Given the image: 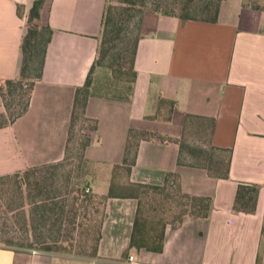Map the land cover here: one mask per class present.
Here are the masks:
<instances>
[{"label": "crops", "instance_id": "1", "mask_svg": "<svg viewBox=\"0 0 264 264\" xmlns=\"http://www.w3.org/2000/svg\"><path fill=\"white\" fill-rule=\"evenodd\" d=\"M34 1L0 0V112L2 84L21 76ZM106 6L107 0L44 1L38 20L52 34L42 75L27 108L0 127V175L64 157L76 92L98 55ZM139 32L135 73L95 64L79 107L92 121L85 156L96 169L87 186L103 195L116 178L163 184L175 171L184 191L212 197L210 215L167 223L163 248L153 250L131 243L137 199L116 194L105 202L96 256L0 244V264H128L130 254L145 264H264V7L222 0L216 20L146 11ZM160 98L175 101L170 120L158 108ZM140 130L156 135L131 145L132 132ZM208 146L216 158L230 155L228 177L212 174L188 150ZM128 155L130 173L121 172ZM240 182L260 184L253 212L234 209Z\"/></svg>", "mask_w": 264, "mask_h": 264}, {"label": "rangeland", "instance_id": "2", "mask_svg": "<svg viewBox=\"0 0 264 264\" xmlns=\"http://www.w3.org/2000/svg\"><path fill=\"white\" fill-rule=\"evenodd\" d=\"M179 0H135L134 2L124 3L121 0H107V11L111 6H116V27L119 34L113 42V48L106 57L105 62L114 61L115 53L122 45L121 38L135 37L139 31L141 16L146 11L158 5L167 8L175 13H180ZM217 1V0H216ZM248 3H261L264 6V0H246ZM122 5H125L122 7ZM122 7V8H121ZM211 12L201 13L199 16H210ZM33 23H41L35 19ZM102 38V33L100 39ZM103 66H107L104 64ZM116 68V67H115ZM25 83L32 81L31 77L24 78ZM6 103L5 111L7 117L11 118L21 109L27 99L28 84L18 86L9 90L6 83L2 84ZM3 118L0 119L2 121ZM92 121L86 119L78 108L72 122L67 151L64 157L56 162L45 163L30 178L26 180L8 179L1 185L0 189V244L11 245L16 248H40L42 239H52L58 237L56 245H64L66 249H72V253L81 250L82 246L90 249L94 243V236L102 218L104 209V199L101 195L94 194L91 190L87 191L89 179L96 169L85 156V148L88 144L83 142L86 139V133L91 128ZM83 127L85 130L83 131ZM87 129V130H86ZM87 131V132H85ZM149 134L141 131L132 132V144L140 137H147ZM98 139H96L97 141ZM86 144V145H85ZM205 153H198V160L203 166L211 171L212 156L211 151L214 148L208 146ZM102 151L97 154L106 155ZM124 172V168L120 170ZM175 179V178H174ZM118 192H130L128 183L120 182L115 179ZM177 181L172 182L171 186L165 189L154 188L153 186H143L138 190L141 203V209L144 216L148 219V226L159 232L163 222L176 224L180 220L182 209L185 205L179 203L182 198L177 190ZM153 184V183H149ZM161 185V184H156ZM123 186H127L123 188ZM85 189V191H84ZM42 192V193H40ZM56 195L55 198H51ZM44 199V200H42ZM52 201H58V204L66 203V214L63 216L62 224L57 220V214L49 211L47 215L41 217L36 215L35 209L39 205L47 203L53 205ZM77 208V218L75 220L76 228L72 230L70 218L68 217L70 209ZM41 208V207H39ZM161 221V222H159ZM61 229L58 231L59 225ZM90 230V233L87 232ZM74 248H71V247ZM68 251V250H66ZM84 255V254H81Z\"/></svg>", "mask_w": 264, "mask_h": 264}, {"label": "trees", "instance_id": "3", "mask_svg": "<svg viewBox=\"0 0 264 264\" xmlns=\"http://www.w3.org/2000/svg\"><path fill=\"white\" fill-rule=\"evenodd\" d=\"M45 0H35L32 7L29 10L28 15V28L23 36L22 39V63H21V76L17 79H7L5 83L9 86V90L11 91L13 88L20 86H23L24 84H28V92H27V99L23 103L21 109L19 112L15 115H13L11 118L7 117L6 111L0 112V127L4 126L11 121H13L17 116H19L28 106L30 97H31V91L33 88V85L35 83V80L37 78H40L42 75L43 70V64L46 56L47 46L51 38L52 34V28L48 24L44 23H33L35 19L40 18V11L44 4ZM124 3L128 2H134L135 0H121ZM222 0H179L177 3L180 4L181 12L175 13L171 10H168L167 8H162L161 5H158L152 9V11H158L165 14H175L181 17L182 19H188V18H194V19H207V20H216L218 18L220 4ZM245 4L254 6V7H262L263 5L261 3H248L246 0H244ZM125 5H122L124 7ZM121 7V8H122ZM264 7V6H263ZM116 6H111L109 10L107 11L106 6V13L104 16L103 21V29H102V38L100 39V46L98 50V55L96 57L95 63L92 66L86 82L83 86L78 87L76 92V109L74 110V115L72 117V121L74 120V117L76 115V112L80 106H83L85 103V100L88 96L89 89L92 83V73L95 64H106L109 67L117 68V69H132L135 73L134 67H135V56H136V50L138 46V41L140 38V32L138 31V34L133 37H124L121 38L122 45L120 48L113 53L114 61L106 63L105 59L109 55V52L111 51V48H113V42L116 36L119 34V30H117L116 27ZM204 12H211L210 16L203 17L199 16L201 13ZM31 77L32 81L29 83H25L24 78ZM3 99L5 98L4 93ZM5 100V99H4ZM7 103V102H6ZM4 102V105H6ZM6 107V106H5ZM163 108V117L167 120H170L172 118V113L175 107V101L173 99L168 98H160L159 100V109ZM158 110V114H159ZM156 114L155 116H157ZM143 133L151 135H156L155 132L152 131H146V130H140ZM88 138L85 139L83 142L88 144ZM85 144V145H86ZM183 146V145H182ZM188 150L192 153L196 152L198 153H205L203 150H199L193 147H189ZM215 151H211L210 154L214 156L212 158V164H211V173L216 176H222V177H228L230 175V164H231V157L230 155L224 156L222 158H216L215 157ZM128 152H130L128 148ZM134 162L132 158L126 156L123 168L127 173H130L131 170V164ZM45 165V164H43ZM42 165H35L28 167L24 170L16 171L13 173H7L0 175V189L1 185L5 183L8 179H15L19 180V182H22L23 180L30 182V178L33 174H35L38 169ZM175 178V179H174ZM177 181V190L179 192V196L182 198H186L183 200H179V203L182 205H185V207L182 209V213L180 215V221L184 218L185 215H193L197 217H208L210 215L211 209H212V197L208 195H197V194H191L182 189L181 182H180V176L178 172L171 171L168 172L166 175L165 182L161 185L156 184H149L146 182H128V189H130V192H118L116 181L112 183L110 187V191L107 194L101 195L104 199V206L105 202L108 199L109 196H113L116 194H120L121 196H133L140 200V195L138 190L140 187L143 186H153L154 188H168L172 184V182ZM127 186H123V188H126ZM260 190V184L259 183H247V182H240L237 188L235 202H234V209L237 211H245V212H253L256 210L257 207V200ZM85 191V189H84ZM42 193V192H40ZM56 195H52L51 198H55ZM44 200V199H42ZM51 206H49L47 203H44L43 205H39L35 209L36 215H40L41 217L47 215L49 211H52L53 213L57 214V220H59L62 224L63 216L66 214V203L58 204V201H52ZM41 207V208H39ZM73 213L69 211L68 217L70 218V223L72 225V230L76 228L75 220L77 218V208L76 206L70 209ZM103 216H104V209L102 212V218L100 220L99 226L96 230V234L94 236V243L90 245V249L86 247L85 245L82 246L81 250L78 251V254H84L86 256H96L98 253V247L99 242L102 235V224H103ZM144 214L142 213L141 209V203L138 204L137 208V215L134 221V229L132 234V241L131 243L133 245H144L150 249L153 250H161L163 248L164 243V230L166 226V222H163L162 226L159 229V232H155V229L148 226V219L142 218ZM161 222V221H159ZM61 224L59 225L58 231L61 229ZM87 232L90 233V230L87 229ZM51 238V235H50ZM42 239V245L40 248L45 250H52V251H60V252H70L73 251L72 249H66V246L62 245H56L54 242L58 241L57 238L52 239ZM71 248H74L73 246ZM68 250V251H66Z\"/></svg>", "mask_w": 264, "mask_h": 264}, {"label": "built area", "instance_id": "4", "mask_svg": "<svg viewBox=\"0 0 264 264\" xmlns=\"http://www.w3.org/2000/svg\"><path fill=\"white\" fill-rule=\"evenodd\" d=\"M86 190L89 191L90 188L87 187ZM127 263L128 264H145V263H141L140 261H138L137 258H136V256L134 254H130L128 256ZM88 264H100V263L98 262L97 259H92Z\"/></svg>", "mask_w": 264, "mask_h": 264}]
</instances>
